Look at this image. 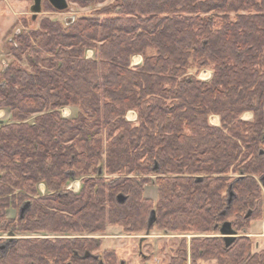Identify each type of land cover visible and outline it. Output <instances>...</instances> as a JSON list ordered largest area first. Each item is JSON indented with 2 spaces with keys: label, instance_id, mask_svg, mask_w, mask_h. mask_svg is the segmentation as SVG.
Listing matches in <instances>:
<instances>
[{
  "label": "trees",
  "instance_id": "trees-1",
  "mask_svg": "<svg viewBox=\"0 0 264 264\" xmlns=\"http://www.w3.org/2000/svg\"><path fill=\"white\" fill-rule=\"evenodd\" d=\"M125 1L104 17H80L64 27L47 19L30 36L17 34L14 54L28 50L30 57L28 68L16 60L0 69V107L12 116L0 121V233H93L107 220L133 230L146 226L153 209L156 226H175L184 216L191 220L186 225L214 231L232 166L253 152L245 168L263 172L256 155L264 147V0ZM134 55L140 64H131ZM203 69L211 71L208 80L198 78ZM63 107L77 113L63 117ZM246 111L252 121L241 119ZM211 114L220 126L209 124ZM153 163V172L162 173L163 201L145 209L138 202L143 189L124 176ZM102 169L119 175L107 189L95 176ZM191 174L210 177L202 187L185 177ZM80 176L88 178L78 193L61 192ZM40 183L47 194L39 193ZM254 183L250 191L258 192ZM233 188L239 192L237 183ZM178 200L185 207L172 214ZM27 202L14 224L7 210L19 212ZM232 208L238 210L237 202ZM217 240H204L199 257L224 255ZM95 242L18 239L0 264H115L114 253L98 252Z\"/></svg>",
  "mask_w": 264,
  "mask_h": 264
},
{
  "label": "rangeland",
  "instance_id": "rangeland-1",
  "mask_svg": "<svg viewBox=\"0 0 264 264\" xmlns=\"http://www.w3.org/2000/svg\"><path fill=\"white\" fill-rule=\"evenodd\" d=\"M125 3V0H67V8L65 10L58 11L54 9L47 0H42L41 11L34 15L31 10L33 0H0V69L4 68L7 63L9 64L11 62H15L16 60L20 63L21 66L27 68L29 67L26 57L28 55V57H30V53L28 50L25 51L23 56L21 57L15 55L13 52L16 44L20 41V37L17 36L19 32H21V35L30 36L32 32L40 28L43 20L47 19L50 21H54L55 23H58V25L64 27L80 17H104L106 15H109L110 11L112 10L116 11L121 9ZM33 16H35V18H33ZM30 43L36 45V41L32 39ZM87 51H92L89 52L88 56L89 58H91L93 55V50L88 49ZM141 59L142 57L140 55H134L131 59V64L134 65L136 62H140ZM210 77V69H203L198 74V78L202 80H208ZM67 110L69 111V113H71L70 116H74L77 113L76 108H66V111ZM128 113L130 115L129 118L133 119L135 116L137 118V115L134 111H128L126 117ZM35 115L37 114L32 115V117L29 119V122H32L34 120ZM213 116L218 117V124L217 119ZM253 118L254 115L251 111H246L241 115V119L244 121H252ZM11 120V111L7 108L0 107V121H4V123H10ZM135 121L136 120L132 122ZM208 122L211 125L220 126V119L217 114L209 115ZM212 122L216 124H213ZM242 152H245L244 147L242 148ZM242 152L241 156L243 155ZM155 166L156 163H153L149 168L151 170L139 172L138 175L132 173L124 176L127 177V179L134 181V183L132 184L133 187H141L143 189V193L138 197V202L140 204L139 207L144 206L145 209L147 206L156 209L157 206L159 207L158 204L162 203L163 201L161 199L162 195L160 194L159 186L162 173L158 174L157 172H153L152 169H154ZM240 166L241 164L239 165L238 162L235 167L232 166L231 170H229V173L227 175L228 184L225 183L226 186H228L230 181L238 176V170ZM102 172L103 174L95 176H101L104 181L103 183L105 185V188L107 189L108 183L111 180L116 179L119 175H107L104 169H102ZM165 177H167L168 179L171 178V175L167 174ZM185 177H187L188 180H191L194 183H200L201 186L204 187L206 185L208 177L210 176L204 174H191ZM86 178H88V176H80L74 178V180H77V182H73L74 180H69L61 190V192L65 191L78 193L82 186V180ZM38 189L40 194H47V189L45 188L44 184L42 185L40 183ZM227 191V187L223 189V192H226V196ZM261 195L264 201L263 187L261 188ZM133 201H135V199H133ZM24 205H22V207ZM176 207H181L182 209H184V201H174L170 205L172 214H174L173 210H176ZM186 208H190V205H186ZM130 212H133L132 215L134 216V211ZM154 212L155 218H157L156 211L154 210ZM10 215L11 216H8V218L13 221L14 224H16V220L20 215V211L18 212V210L13 209ZM147 217L148 218L145 223L146 226H137L133 230H130L131 228H128L120 223L111 224L107 220L104 223V228L101 231L93 233L84 232L74 235H71L72 233L70 235H62L61 233L34 230H22L15 233L1 232L0 247L4 245V248H0V255H5L8 249L13 246L18 239L34 240L47 238L52 240L56 239V236H70L72 238H89L97 240V243H95L98 248V252L104 253V251H107V254L114 253V255L109 256V258L113 260L115 264H216L214 260H211L208 257H199L202 251L199 249V246L205 244L204 240L210 239L206 238V236L219 235V231H205L204 228L199 229V227L195 225H186L187 223H191V220H187V218H185L184 216H182L181 222L178 223L179 225L176 224L175 226H171L169 224H162L160 222V225H152L149 231H147L148 221L151 217V213H149ZM161 219L163 221V214L160 212V220ZM167 219H173V216ZM263 226L264 219L261 222H256L251 227V229H248L247 233L252 235L257 234L255 237L251 236L250 238L264 240V236H259L264 234ZM11 227H13V230L15 229V226ZM201 247L204 248L203 246Z\"/></svg>",
  "mask_w": 264,
  "mask_h": 264
},
{
  "label": "flooded vegetation",
  "instance_id": "flooded-vegetation-1",
  "mask_svg": "<svg viewBox=\"0 0 264 264\" xmlns=\"http://www.w3.org/2000/svg\"><path fill=\"white\" fill-rule=\"evenodd\" d=\"M252 156H254L253 152L247 158L245 155L242 156L239 174L227 186L225 206L221 209L213 226L214 231H219V235L206 236V238H217L219 248H222V253L224 252V255H218L215 252V255L208 257L216 264H264V240L252 239L250 237H255L257 234L247 233L256 222L264 219V201L262 195L259 194L261 188H264V170L261 174H255L253 172L256 170L255 167L245 168L246 160L249 161ZM257 156L264 159V147L257 150ZM252 180L258 192L250 191ZM236 183L239 189L237 193L233 188ZM234 202H237L238 210L233 211ZM226 222L230 224L227 229L235 231L230 235L233 240L229 244H226L225 235L220 233V229L225 226ZM259 236H264V234ZM88 256H90L89 253L84 255V257ZM94 257L98 258V256ZM229 259L232 261L228 262Z\"/></svg>",
  "mask_w": 264,
  "mask_h": 264
},
{
  "label": "water",
  "instance_id": "water-1",
  "mask_svg": "<svg viewBox=\"0 0 264 264\" xmlns=\"http://www.w3.org/2000/svg\"><path fill=\"white\" fill-rule=\"evenodd\" d=\"M47 1L49 2V4L54 9H56L58 11L65 10L68 6L67 0H47ZM41 2H42V0H33V5L31 6V10H32V12H34V15L41 11ZM118 199H119V201L122 202L124 199H126V197L120 194ZM28 208H29V202L25 203V205L23 207H21V210H20V216L21 217H23L24 213L28 210ZM154 222H155V212L153 210L151 212V217L149 218V221H148L147 231H149V229L154 224ZM229 225L230 224L228 222H226L225 226H223L220 229V233L225 235L224 239L226 240V244H229V242H231L233 240V237H231L230 235L235 233V231H233L231 229H227V227ZM10 238H12V237H10ZM0 248H4V245H2Z\"/></svg>",
  "mask_w": 264,
  "mask_h": 264
},
{
  "label": "crops",
  "instance_id": "crops-1",
  "mask_svg": "<svg viewBox=\"0 0 264 264\" xmlns=\"http://www.w3.org/2000/svg\"><path fill=\"white\" fill-rule=\"evenodd\" d=\"M90 52H92V51H90ZM93 54V53H92ZM135 59V58H134ZM66 108H70L71 109V107H66ZM73 108V107H72ZM69 114H71V113H69ZM130 117V115H129V113H128V115H127V119L129 120V121H134V120H136V116L133 118V119H131V118H129ZM213 117H215L216 119H217V124H218V118L216 117V116H213ZM213 123V122H212ZM213 124H216V123H213ZM73 181V180H72ZM11 211H13V208H9L8 210H7V217L9 216H11L10 215V213H11Z\"/></svg>",
  "mask_w": 264,
  "mask_h": 264
},
{
  "label": "built area",
  "instance_id": "built-area-1",
  "mask_svg": "<svg viewBox=\"0 0 264 264\" xmlns=\"http://www.w3.org/2000/svg\"><path fill=\"white\" fill-rule=\"evenodd\" d=\"M89 52H90V51H87V56L89 55ZM60 112H61V114H62L63 116H67V115L70 116L69 111H68V110L66 111V108H65V107L62 108V109H60ZM68 116H67V117H68Z\"/></svg>",
  "mask_w": 264,
  "mask_h": 264
},
{
  "label": "bare ground",
  "instance_id": "bare-ground-1",
  "mask_svg": "<svg viewBox=\"0 0 264 264\" xmlns=\"http://www.w3.org/2000/svg\"><path fill=\"white\" fill-rule=\"evenodd\" d=\"M89 56V55H88ZM87 56V57H88ZM136 57V56H135ZM89 58V57H88ZM136 60V59H135ZM141 61H142V59H141ZM141 61L140 62H136L134 65H138V64H140L141 63ZM133 65V64H132ZM129 112H131V111H129ZM63 116V115H62ZM63 117H67V116H63ZM217 117V116H216ZM218 118V117H217ZM73 182H77V180H74ZM72 182V183H73ZM20 205V204H19Z\"/></svg>",
  "mask_w": 264,
  "mask_h": 264
}]
</instances>
